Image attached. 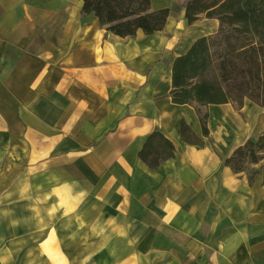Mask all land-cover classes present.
Instances as JSON below:
<instances>
[{
	"label": "crops",
	"instance_id": "0c3cea01",
	"mask_svg": "<svg viewBox=\"0 0 264 264\" xmlns=\"http://www.w3.org/2000/svg\"><path fill=\"white\" fill-rule=\"evenodd\" d=\"M186 1L150 0L164 28L119 37L80 0H0V264H143L142 237L162 257L146 264H264V217L244 194L260 171L249 184L180 140L181 120L202 136L170 101L172 63L217 29L187 25ZM229 105L207 106L209 134ZM154 131L175 156L151 170L137 153Z\"/></svg>",
	"mask_w": 264,
	"mask_h": 264
},
{
	"label": "trees",
	"instance_id": "16d2710c",
	"mask_svg": "<svg viewBox=\"0 0 264 264\" xmlns=\"http://www.w3.org/2000/svg\"><path fill=\"white\" fill-rule=\"evenodd\" d=\"M80 2L82 16L92 14L107 33L119 37L138 31L152 35L164 28L168 16V9L152 10L150 0ZM182 10L187 25L200 18L217 21L216 31L196 39L171 67L170 101L193 108L202 136L181 120L180 140L202 147L209 136L207 106L231 104L240 110L249 100L264 113V0H187ZM174 156V145L158 131L147 135L137 153L151 170ZM263 159L264 134L235 148L223 165L252 184L258 174L253 166Z\"/></svg>",
	"mask_w": 264,
	"mask_h": 264
},
{
	"label": "rangeland",
	"instance_id": "374dc122",
	"mask_svg": "<svg viewBox=\"0 0 264 264\" xmlns=\"http://www.w3.org/2000/svg\"><path fill=\"white\" fill-rule=\"evenodd\" d=\"M203 25L201 24L197 31H202ZM164 64V63H163ZM166 66H168V63H165ZM243 109L240 111L235 110V108L231 107L230 105L225 107L224 109L228 110V113L230 114L231 119L229 120L227 126L223 127V125L216 120V117L219 116V114L222 112L220 109H215L213 111V118L214 121L219 124L220 127H223L222 129L215 124L213 121L210 124V134L209 138L207 139L208 142H205L204 145L207 147H210L215 153L218 154V157L221 159L230 156L229 154L233 152L235 148L242 145L245 141L248 139L256 138L259 135L264 134V113L260 108H257L254 106L255 104L249 100H244L243 102ZM44 110V109H42ZM213 110V108H212ZM47 114L50 116H56L55 109H47ZM208 112V110H207ZM57 119L52 123L53 127H57ZM171 119V117H170ZM208 122V121H207ZM58 131V130H57ZM61 141L59 142L58 139V145H60ZM64 154L63 152L61 155ZM227 158V157H226ZM263 161V162H262ZM261 161V164H259L256 169L260 171V175L256 182L250 186L249 190H246L244 192L246 198H248L249 202H252V206L250 208V211L252 212H258L260 215L264 217V185L261 184L262 180V173L264 174V159ZM64 163V156H60L57 159V164L61 165ZM60 167V166H58ZM252 167L248 166L247 170H251ZM234 180L239 181L240 179H243L245 181V177H233ZM251 213V212H250ZM249 213V214H250ZM142 242L136 246V256L137 259H140L139 261L143 262V264H146L148 262L156 261L160 262L162 260L161 254L157 251H154V248L156 247V243L151 244L149 237H142ZM156 242H160V237H156ZM90 259L88 261L89 264H92L93 261V253L90 252ZM122 254V253H121ZM133 255V251L131 252ZM124 256V255H122ZM97 258V257H96Z\"/></svg>",
	"mask_w": 264,
	"mask_h": 264
}]
</instances>
